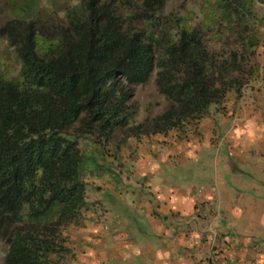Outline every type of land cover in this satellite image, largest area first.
I'll return each mask as SVG.
<instances>
[{
    "label": "trees",
    "instance_id": "obj_1",
    "mask_svg": "<svg viewBox=\"0 0 264 264\" xmlns=\"http://www.w3.org/2000/svg\"><path fill=\"white\" fill-rule=\"evenodd\" d=\"M132 1L133 11L122 0H70L58 17L8 16L0 23V36L18 58L15 78L0 77L2 264H62L71 254L64 228L91 209L88 174L99 157L83 153L80 139L102 146L116 129L139 138L213 121L230 90L234 101L251 75L257 42L247 38V17L264 0H210L206 8L174 7L172 14L164 13L166 0ZM207 10L211 25L203 23ZM161 15L165 24L156 29ZM204 26L239 47L226 48L228 39L208 44ZM35 33L52 40L42 54ZM154 68L167 106L136 122L141 110L130 101L131 85L145 83ZM97 163L101 174L119 173Z\"/></svg>",
    "mask_w": 264,
    "mask_h": 264
},
{
    "label": "rangeland",
    "instance_id": "obj_2",
    "mask_svg": "<svg viewBox=\"0 0 264 264\" xmlns=\"http://www.w3.org/2000/svg\"><path fill=\"white\" fill-rule=\"evenodd\" d=\"M122 1L127 10L133 11L132 0ZM208 5L210 0H166L164 13L172 14L174 7L187 13L188 7L196 11L198 6L202 9ZM70 6V0H0V23L8 16L28 19L36 14L41 22V19H48V15L52 18L58 17V13L60 14ZM253 10L255 15L247 17V22L251 23L247 38L257 42L254 57L250 62L251 75L242 78L240 96L233 101L235 92L230 90V101L226 104L225 111L219 115H211L212 122L205 121L207 123L201 131L203 142L200 141L199 146L192 147L197 143L190 144V140L188 138L185 140L181 134L176 137L173 129L169 132L170 135H175L172 141L168 138L164 141L155 139L158 142L156 145H150L146 141L148 137L126 136L125 129H116L102 146L98 142L79 140L83 153L98 155L97 161L105 162L106 166L111 164L110 166L119 170V173L112 169H107L103 174L97 172L104 170L97 161L92 167L96 171H89L87 193L90 195L91 209L86 210V216L78 223L69 224L64 228V234L67 237L66 245L71 248V254L66 255L65 261H61L62 264H124V249L120 247L124 242V236L122 237L124 235V204L126 207L132 202L137 204L138 199L135 198L142 190V174L151 173L156 167L165 175L175 177L167 178L168 183L175 186L186 184L189 189L195 188L194 184L201 186L200 184L209 178L213 183L215 173L218 179L225 180L230 173L239 175L240 171L244 174L253 172L256 180L243 178L244 174L241 173L243 177L238 179L235 187L242 193L249 192L248 194L254 196L259 203H264V191H261L264 190V77L261 75L264 74V5L254 2ZM198 16L199 13L196 14V17ZM209 17H211L210 12L207 10L203 23H207ZM255 21H257L256 24ZM164 24L165 15H161L156 29ZM195 24L201 27L199 21ZM207 28L204 26L203 33L208 44L212 43L219 47L222 41L228 39L232 45L225 46L226 48L238 46V43H233L232 36L228 34L221 36L217 31L212 32V29L209 31ZM51 43L52 40L48 37L35 33L34 48L37 54L45 52ZM17 70L16 54L7 45L6 39L0 36V77L14 79ZM155 71V68L152 69L145 83L131 85L130 101L137 103L138 111L141 110L135 116L136 122L154 117L167 106L166 100L154 84ZM232 111L236 120L233 116L230 118ZM239 117L246 121L248 118H253L257 124L246 122L240 124V121H237ZM209 134L210 140L205 138ZM190 145L191 147H188ZM235 157L238 161L234 159ZM125 158H129L126 165H124ZM234 161L236 165L233 168L231 165ZM226 168L227 170H224ZM195 173L201 175L199 180L189 181L190 176ZM100 202H104V206ZM250 212L252 213V210ZM5 247V243L0 241V264H2ZM126 262L139 264L135 259H127Z\"/></svg>",
    "mask_w": 264,
    "mask_h": 264
},
{
    "label": "crops",
    "instance_id": "obj_3",
    "mask_svg": "<svg viewBox=\"0 0 264 264\" xmlns=\"http://www.w3.org/2000/svg\"><path fill=\"white\" fill-rule=\"evenodd\" d=\"M207 120L212 122L204 117L195 126L175 130L174 134L188 138L190 144L196 142L192 147H197L203 140L201 131ZM247 120L239 117L237 121L257 124L253 118ZM170 131L146 141L150 145L158 144L155 139L172 141L175 135H170ZM205 138L210 140L211 135ZM128 161L129 158L124 159L125 164ZM235 165L236 161L231 166ZM241 173H230L225 180L218 179L215 173L213 183L209 178L201 186L194 184L193 189L186 184L168 183L167 178L175 177L165 175L158 167L142 174L137 204H124V242L120 245L124 264H129L127 259L139 264H264V203L235 187L243 177ZM254 174L248 172L243 178L256 180ZM200 176L195 173L189 181L199 180Z\"/></svg>",
    "mask_w": 264,
    "mask_h": 264
},
{
    "label": "built area",
    "instance_id": "obj_4",
    "mask_svg": "<svg viewBox=\"0 0 264 264\" xmlns=\"http://www.w3.org/2000/svg\"><path fill=\"white\" fill-rule=\"evenodd\" d=\"M208 264H210V263H208Z\"/></svg>",
    "mask_w": 264,
    "mask_h": 264
}]
</instances>
